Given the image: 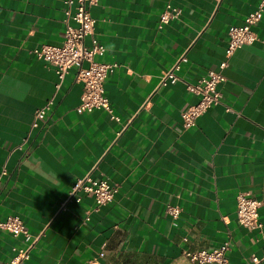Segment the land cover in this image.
Segmentation results:
<instances>
[{
	"label": "crops",
	"instance_id": "0c3cea01",
	"mask_svg": "<svg viewBox=\"0 0 264 264\" xmlns=\"http://www.w3.org/2000/svg\"><path fill=\"white\" fill-rule=\"evenodd\" d=\"M259 2L90 5L92 36L105 47L94 58L117 62L103 83L115 119L104 109L77 111L75 67L59 79L32 52L61 44L63 0H0V221L16 215L30 234L0 229V264L35 236L26 264H195L183 249L225 240L230 264L264 253V11L251 27L257 40L226 55L229 28ZM167 5L179 14L162 21ZM183 52L181 80L160 84ZM208 70L224 77L220 102L183 127L181 109L198 98L185 82ZM50 99L33 127L34 111ZM88 172L117 186L111 203L96 207L82 191L67 198ZM240 193L261 201L260 229L238 223ZM168 205L180 208L175 219Z\"/></svg>",
	"mask_w": 264,
	"mask_h": 264
},
{
	"label": "built area",
	"instance_id": "2783aa9c",
	"mask_svg": "<svg viewBox=\"0 0 264 264\" xmlns=\"http://www.w3.org/2000/svg\"><path fill=\"white\" fill-rule=\"evenodd\" d=\"M97 0H63V22L64 34L63 40L59 45L42 44L33 49V53L39 59L52 65L59 79H62L68 73L71 67H75V80L81 83L82 90L79 104L76 110L79 112L91 111L93 109H104L112 114L109 100L104 92V80L107 74L117 66V62H99L95 60L96 55L104 52V45L92 36L94 19L89 12V6ZM264 11V0H260L257 7L249 12L244 18L243 23L232 25L228 30L227 57L236 48L251 45L257 40L252 25L256 24L262 18ZM179 9L167 5L166 10L161 16L162 21L169 18L178 17ZM91 35V44H85V38ZM185 60V53H181L173 62L171 67L160 78V84H166L167 81L175 82L181 80L175 70L179 69V64ZM226 61L219 64L223 68ZM224 80L222 73L218 70H208L205 75L199 77L196 82H185L186 90L197 95L195 103H187L180 111L183 127L194 126L197 117L203 114L209 107L220 102L221 92L218 85ZM52 100H48L45 105L34 111L32 126L36 127L40 122L45 121L46 111L50 108ZM115 118V116L111 115ZM5 173L3 169L1 174ZM82 191L85 195L91 196L96 207L109 204L113 201L117 192V186L112 185L105 178H93L90 173L84 174L78 178L71 186L67 198ZM261 201L254 196L240 193L236 196L235 213L240 225L247 229H260L262 224L259 220L258 208ZM166 211L175 219L180 208L178 206L168 205ZM0 229L7 231L12 236L22 235L25 240L30 238V234L23 226L22 220L16 215H10L5 220L0 221ZM37 236L31 238L24 246H15L14 255L1 264H26L30 251L36 242ZM186 241V237H183ZM230 243L225 240L218 247L203 248L191 250L185 248L182 254L195 264H230L228 251ZM103 256V252L98 254ZM264 260V253L260 256L251 255L245 264H258ZM91 264H97L96 260L90 261Z\"/></svg>",
	"mask_w": 264,
	"mask_h": 264
}]
</instances>
